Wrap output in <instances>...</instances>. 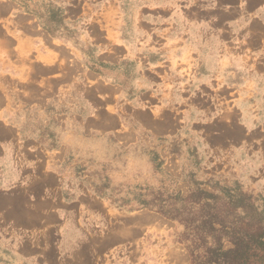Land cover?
<instances>
[{"label": "rangeland", "instance_id": "1", "mask_svg": "<svg viewBox=\"0 0 264 264\" xmlns=\"http://www.w3.org/2000/svg\"><path fill=\"white\" fill-rule=\"evenodd\" d=\"M64 6L73 8L71 18L97 27L96 54L110 53L105 59L97 58L93 70L96 87L106 82L121 88L118 97L117 89L103 85L111 96H96L99 124L113 125L106 130L91 127L95 137L90 143L82 139L70 148L61 140L65 123L55 118L20 122L23 132L32 131L37 138L24 144L23 134H16L15 143L16 156L31 147L40 149V162L57 163L59 174L78 184L79 200L73 209L63 210V214H80L79 234L74 238L80 251L75 254L82 261L91 256L92 261L107 264L117 259L126 264H191L179 242L182 226L162 214H200V205L209 202V212L227 214V221H233L236 214L264 218V108L242 111L230 106L231 96L220 89L214 37L221 29L215 23L217 0L170 4L157 0H0V66L4 68L0 67V140L11 132L3 112L12 37L26 31V20L33 18L40 19L51 34H72L63 26ZM119 31L122 60L117 51L102 50L117 40ZM173 44L186 51L187 58L175 69H167L165 55L175 49ZM141 64L151 68L154 76H164L166 84L171 81L173 88L164 95L168 100L151 107L149 115L154 120L149 118L151 122L144 125L138 119L135 86V70ZM23 79L24 75L18 78ZM84 95L92 98L90 91ZM55 109L50 105L47 114H55ZM10 143L12 139L0 141V148L13 153ZM206 194L217 199H208ZM44 229L43 225L32 227L37 237L31 241L40 242ZM44 237L57 241L56 236ZM27 252L33 257L50 255L53 260L57 255L56 251ZM3 256L7 258L8 252L0 251V259Z\"/></svg>", "mask_w": 264, "mask_h": 264}, {"label": "crops", "instance_id": "2", "mask_svg": "<svg viewBox=\"0 0 264 264\" xmlns=\"http://www.w3.org/2000/svg\"><path fill=\"white\" fill-rule=\"evenodd\" d=\"M173 1L157 0L161 4ZM217 1L215 11L219 17L215 23L221 29L214 37L217 44V74L222 83L220 89L231 96L230 106L239 107L242 111L264 108V0ZM63 9V26L72 31V34H51L40 19H27L26 31L12 37L13 47L8 50L5 70L9 79L8 99L3 113L7 123L9 122L5 126L11 132L2 140L12 139L8 148L12 146L14 152L5 153L0 148V251L8 252V257L3 256L0 264L86 262L75 254L80 251L77 248L80 244L74 241L79 234L80 214H63L64 207L73 209L74 203L79 200L78 184L73 178L64 179L58 172L57 163L49 164L46 159L40 162V149L31 147L29 151L25 150L23 154L20 152V156H16V134H23L24 144L37 138L32 131L23 132L20 122H51L55 118L57 122L65 123L67 127L61 140L70 148L76 147L77 142L82 139L90 143L91 138L95 137V130L91 127L97 125L106 130L113 125L112 122L110 125L99 124L96 96L97 93H102L104 97L111 96V92L107 93L103 85L117 89L115 95L118 97L121 96V88L106 82L102 87H96V74L93 70L96 59H100L101 55L105 59L110 53L97 55V27L88 20L71 18L73 8L64 6ZM121 36L119 31L117 40L102 49L104 52L117 51L120 60L123 59ZM101 37L105 39L106 36L104 34ZM176 46L173 44L175 49L167 51L165 55L167 69H175L176 64L180 65L187 58L186 51L177 49ZM162 52L164 50L160 53ZM212 60L213 58L209 62ZM2 66L0 67L4 70ZM21 75H24L23 82L18 80ZM135 75L136 99L137 104H140L138 112L141 114L138 119L143 124L151 122L149 110L155 102L168 100L165 96L173 88L169 87L171 81L166 84L164 76H154L151 68L145 69L142 64L137 66ZM84 91H90L92 98L85 96ZM50 105L56 108L53 115L47 114V107ZM103 111L101 112L106 115L107 112ZM69 170L73 171V165ZM10 201L13 202L11 206L8 205ZM40 204H44V208L40 209ZM66 212L69 210L66 209ZM54 224L55 227L50 229ZM41 225L46 229L38 233L40 242L31 241L34 236L37 237L31 228ZM43 236H56L57 241H46L42 239ZM37 250L56 251L57 255L53 260L50 255L48 258L42 253V258L41 255L33 257L27 252ZM63 252L65 253L62 255ZM86 264L107 263L92 261L91 256H88ZM110 264H126V260L117 259Z\"/></svg>", "mask_w": 264, "mask_h": 264}, {"label": "trees", "instance_id": "3", "mask_svg": "<svg viewBox=\"0 0 264 264\" xmlns=\"http://www.w3.org/2000/svg\"><path fill=\"white\" fill-rule=\"evenodd\" d=\"M206 197L216 198L212 194ZM210 209L211 204L203 202L200 214H162L182 226L179 242L184 244L190 263L264 264L262 215L236 214L233 221H227V214L209 212Z\"/></svg>", "mask_w": 264, "mask_h": 264}]
</instances>
